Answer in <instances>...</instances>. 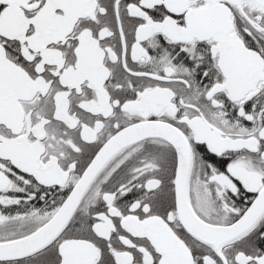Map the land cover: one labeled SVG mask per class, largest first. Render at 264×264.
I'll return each instance as SVG.
<instances>
[{
	"label": "snow or ice",
	"instance_id": "snow-or-ice-1",
	"mask_svg": "<svg viewBox=\"0 0 264 264\" xmlns=\"http://www.w3.org/2000/svg\"><path fill=\"white\" fill-rule=\"evenodd\" d=\"M0 264H264V0H0Z\"/></svg>",
	"mask_w": 264,
	"mask_h": 264
}]
</instances>
